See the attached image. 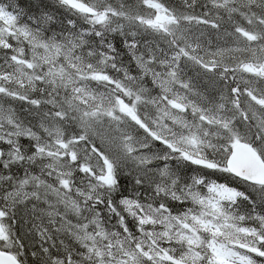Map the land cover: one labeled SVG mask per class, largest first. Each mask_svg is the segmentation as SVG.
I'll use <instances>...</instances> for the list:
<instances>
[{
	"label": "snow or ice",
	"instance_id": "snow-or-ice-1",
	"mask_svg": "<svg viewBox=\"0 0 264 264\" xmlns=\"http://www.w3.org/2000/svg\"><path fill=\"white\" fill-rule=\"evenodd\" d=\"M0 264H264V0H0Z\"/></svg>",
	"mask_w": 264,
	"mask_h": 264
}]
</instances>
